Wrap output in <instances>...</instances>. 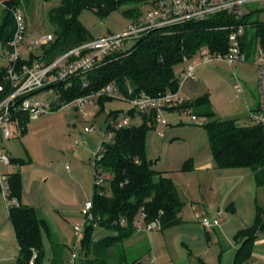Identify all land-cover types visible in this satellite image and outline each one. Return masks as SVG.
Here are the masks:
<instances>
[{
	"label": "trees",
	"instance_id": "16d2710c",
	"mask_svg": "<svg viewBox=\"0 0 264 264\" xmlns=\"http://www.w3.org/2000/svg\"><path fill=\"white\" fill-rule=\"evenodd\" d=\"M0 1L4 5L0 14V57L6 61V64L0 62V86H3L0 90L1 102L14 90L7 79V58L13 50L10 45L15 32L13 9L19 7L23 0ZM150 4V0H61L59 4L51 7L47 14L54 40L32 53L30 60L23 58L19 63L31 62L41 57L46 63H50L60 54L94 39L90 30L80 20V14L85 9L92 10L101 18L121 10L127 18L138 20L145 14L142 5L150 7ZM251 13L252 10H249L242 19L246 24L242 45L248 59L251 55H256L258 48L264 50V21L252 19ZM233 22L232 15L218 13L203 20L151 31L139 40L131 42L127 48L107 55L85 75L74 76L67 81L51 85L59 96L55 109H59L61 103L99 90L107 84H113L126 93L128 89H132L134 95L157 96L167 91H176L179 88L177 66L197 56L202 47H207L210 52L224 53L228 49L230 29L221 27L230 26ZM85 81L88 86L83 87ZM111 99L101 97L98 103L104 106L105 101ZM177 109H190L197 118L200 116L210 119L204 127L209 135L212 154L218 167H251L256 174L257 184H264V126L239 125L234 119L217 117L208 95L187 101ZM115 114L117 111L112 112V115ZM136 114L141 115L142 123L115 131L99 162L104 171L112 174L109 179L112 191L111 194H106L102 187L103 191L100 192L96 188L94 193L95 221L86 225L81 239L85 256H92L89 259L90 264H108L110 251L132 236L136 230L135 222L141 213H145L144 222L159 220L162 230L182 223L184 201L178 186L171 177L155 168V162L147 157V134L151 128L147 120L150 117L130 110L133 118ZM13 119L24 131L30 117L26 113L16 112ZM11 163L22 166L26 161L11 158ZM191 168L192 161H189L184 169ZM9 183L11 195L19 200L22 192L21 172L10 173ZM9 212L20 247V264H28L34 251L38 253L35 264H43L44 236H51L49 222L39 215L34 206L28 204L19 203L11 207ZM122 219L126 221L125 225L121 224ZM96 226L116 234L106 235L95 241L93 232ZM260 230H264L261 212L253 227L243 229L235 236V241L240 246L233 264L250 262L253 244ZM119 255L123 260L120 264L125 263L123 249L119 250ZM57 260L54 256L51 264H58Z\"/></svg>",
	"mask_w": 264,
	"mask_h": 264
},
{
	"label": "rangeland",
	"instance_id": "374dc122",
	"mask_svg": "<svg viewBox=\"0 0 264 264\" xmlns=\"http://www.w3.org/2000/svg\"><path fill=\"white\" fill-rule=\"evenodd\" d=\"M60 2L61 0L50 2L23 0L19 7L22 8L28 21L26 37L28 34L37 38L53 32L47 14L51 7ZM148 8L149 6L142 5L144 13ZM245 10H252V19L264 21V6L260 3H251L245 7ZM80 20L90 30L94 38L102 37L107 33H120L132 21L124 16L121 10L113 12L106 18H101L89 9L81 12ZM130 45L131 42L124 48ZM253 55L247 62L234 65L222 59L201 63L199 56L186 60L177 66L178 71L189 63H199L194 71L196 78L185 80L179 91L180 97L190 101L208 95L217 117L234 119L239 125L249 124L251 120L247 114L250 109H255L260 101L259 70L254 62L256 55ZM0 62L6 64L5 59L1 57ZM242 65H245L244 68ZM237 83L241 84L244 91L239 97H237L235 89ZM35 96L39 100L59 102L56 91L43 89ZM131 108L130 102L112 98L105 101L104 106L99 103L87 104L84 111L74 107L53 110L40 117L30 119L26 123L24 131L18 123H12V136L1 141L2 149L10 158L26 161L22 166L14 163L2 164V170L9 174L18 170L21 172V195L23 190H26L31 204L36 206L49 221L55 218L60 222L61 229L69 243L75 238V226L84 221L81 211L85 202L93 200L97 188L95 187V149L100 142V133L107 129L113 118L112 112L123 113ZM192 115H194L192 110L184 112L178 109L165 110L162 112V116L168 121V127L162 130L159 127H151L148 131L147 157L155 162V168L169 172L168 174L177 181L184 207L181 212V224L164 230H142L145 237L138 242L139 244L133 250L136 252V257L137 255L142 256L141 264H152L149 261L155 257L152 249L150 252L149 235L155 237L153 245L158 251L160 259L163 257L167 262V259L173 258V261L168 262L169 264L213 262V258H217L216 255L221 244L224 246V251H227L224 252L225 258L229 254V250L235 253L236 242L233 238L227 240L222 236L220 240L212 236L215 234L208 233L202 223L200 226L202 233L198 227L192 231L190 239L183 232V229L193 226L188 218L191 210L188 194L197 195L196 187L199 188L197 179L199 173L195 172L194 174L190 170H185L184 166L189 164V161H192L194 165L193 158H199L197 150L202 144L211 148L209 135L204 127L210 119L199 116L198 120L194 121ZM134 122L142 123V118L138 115ZM93 125L97 127V133H86L85 128ZM82 134L87 135L82 137ZM108 175L112 176L109 172ZM190 175L193 178H190ZM188 183H191L192 186L189 187ZM102 187H104V193L111 194L109 180H105ZM245 198L246 194L244 193L242 199L245 200ZM223 211L225 212L222 220L224 224L227 212L225 209ZM187 220L190 221L186 222ZM52 224L54 225V223ZM54 229L58 230L56 225H54ZM164 231L166 232L164 233ZM209 235L212 236V239ZM122 248L117 244L115 248H112V253L115 254ZM54 249L62 254L65 248L60 246L58 249ZM116 254L118 255V252ZM128 257L132 261V255L129 254ZM110 261H112V257H110L109 263ZM67 264L70 263L67 262Z\"/></svg>",
	"mask_w": 264,
	"mask_h": 264
},
{
	"label": "built area",
	"instance_id": "2783aa9c",
	"mask_svg": "<svg viewBox=\"0 0 264 264\" xmlns=\"http://www.w3.org/2000/svg\"><path fill=\"white\" fill-rule=\"evenodd\" d=\"M151 4L145 14L138 20L129 22L127 28L120 33H107L102 37L94 38L72 49L60 54L50 63H46L41 58H35L31 62L19 63L20 59L30 60V55L36 53L40 48L49 45L54 40L53 32L26 42L27 20L22 8L13 9L15 18V32L10 41L12 51L7 58V79L14 89L3 101L0 102V190L9 200V207L19 205L16 197L11 195L9 173L4 172L1 165H10L11 158L2 149L1 141L12 136L11 124L17 123L13 119L16 112L28 114L30 119L40 117L42 114L56 110L55 103L36 98V93L40 90L48 89L56 91L51 85L63 82L74 76L85 75L94 69L105 57L119 49L127 46L128 42H135L151 31L167 28L174 25L184 24L189 21L203 20L214 14L227 13L232 15L234 22L230 26L221 28L230 29L228 36V49L223 52H210L207 47H202L197 56L201 57V63H207L214 59H222L231 65L241 64L248 61L246 52L243 50L242 37L245 33L246 24L242 22L243 16L249 12L245 7L251 3H260L264 6V0H150ZM195 56V57H197ZM259 70V92L260 101L255 109L249 110V117L253 124L264 126V50L260 47L257 50L255 60ZM199 62L189 63L179 73V88L176 91H167L157 96L134 95L132 89L123 92L113 84H107L99 90H94L82 94L68 102L61 103V108H78L85 110V106L90 103H98L101 97L119 98L130 102L132 108L123 113L112 115L109 125L105 131H101L100 142L95 149L96 165V187L102 190L105 180H109L108 172L104 171L99 162L103 158L107 143L110 142L115 131L129 127L133 124L135 117L130 115V110H135L141 114L149 115L147 124L151 127H159L161 130L168 127V121L162 116L165 110L177 109L187 102L180 97L179 91L185 80L196 78L195 67ZM88 86V82H83V87ZM50 87V88H47ZM3 86H0V90ZM237 97L243 94L240 83L235 85ZM190 109L182 110L187 111ZM89 116L88 113H86ZM194 121L198 120L196 115H192ZM98 129L95 125L86 127L85 132L95 134ZM163 135V133H161ZM93 200H87L82 208L81 214L84 221L74 228L75 243L70 257V264H75L78 257V246L84 235L85 227L88 223L95 221L93 213ZM145 213H141L140 219L135 222L137 231L155 230L161 228L159 220L144 222ZM223 211H218L215 216H206L201 223L207 230H213L221 226ZM126 221L121 220L125 225ZM264 224V215L262 216ZM37 251L33 252L28 264H35Z\"/></svg>",
	"mask_w": 264,
	"mask_h": 264
},
{
	"label": "crops",
	"instance_id": "0c3cea01",
	"mask_svg": "<svg viewBox=\"0 0 264 264\" xmlns=\"http://www.w3.org/2000/svg\"><path fill=\"white\" fill-rule=\"evenodd\" d=\"M0 5L2 7L0 9L1 14L4 7L1 1ZM26 38L28 39L27 42L35 39L34 36L28 34ZM242 66L241 67L244 68L245 65ZM181 70L182 69L179 70V73ZM138 115L141 117L140 114ZM138 115L135 117V119L138 117ZM247 116L249 118V113ZM249 124L253 123L250 122ZM86 135L87 134H82V137H86ZM197 151L199 158H193L194 165L192 164L190 172H194V174L195 172L199 173V177L197 178L199 180V188L196 187V192L198 193L197 195L191 193L188 194V199L191 202V210L189 211L190 214L188 218L193 223V226L183 229V232L186 233L185 236L190 239V237H192V231H195L198 227L201 229V219L203 217L209 215L210 217H213L218 211H223V209H225L227 212L225 223H221V226L216 227L213 230H208V233L215 234L212 236L220 240L222 236H224L227 240L231 238L235 240V236L239 231L251 228L257 223L259 212L262 213V216L264 215V184H257L256 174L251 167L220 168L213 157L211 148L205 147L202 144V146L199 147ZM162 172L171 177L178 186L177 181L168 174L169 172ZM190 178L193 177L190 175ZM187 185L189 187L192 186L191 183H188ZM244 193L246 194L245 200L242 199ZM27 195L28 193L26 190H23V194L18 200L19 203L34 206L31 204L30 197ZM8 203L9 200L7 197L2 192H0V264H20V247L13 223L10 219V207ZM34 207L37 209L39 215L49 222L51 228V236L49 237L47 234L44 236L45 257L43 259V264H51L54 256L57 257L58 264H67V262L69 263L76 238H74V240L69 243L61 229V223L55 220V218H52V220L49 221L36 206ZM224 215L225 212L223 211V216ZM190 220H187L186 222ZM197 221L198 223H195ZM52 223H54V225H56L58 228L57 231H55L54 225ZM113 232L114 231L106 230L101 226H96L93 232V240L97 241L106 235L116 234V232ZM165 232L166 231H164V233ZM153 236L154 235H149L148 239L150 240V252L152 249L153 253H155V257L151 258V261L149 262L152 264H157L159 261V264H169L168 262L170 260L173 261V258L167 259V262L163 257L160 259L159 253L153 245V241L155 240V237ZM212 236L209 235L211 239ZM144 237L145 235H143L142 230H135L132 236L126 239L125 242L119 244L121 247H123L122 249L126 257V261L123 264L134 263L137 260L138 261L136 264H141L142 256L137 255L136 257V252H133V250L135 249L136 245L139 244L138 242L144 239ZM60 246H62L63 249L65 248L62 254L58 253V250L55 251L54 249H58ZM239 246L240 245L236 242V245L234 246L235 253H232V250H229V254L225 258V253L227 251H224V246L221 244L219 252L216 255L217 260L213 258V262L207 261L205 264H233ZM77 250L78 257L75 264H90L91 262L89 259H91V257L85 256V251L83 250L82 244L78 246ZM112 252L113 251L111 250L110 255L112 257V261H110L109 264H113V262L114 264H120V262L123 260L119 257V251H116V253L118 252V255ZM129 254L132 255V261L128 257ZM208 256L210 257L211 254ZM115 257L117 259H114ZM248 264H264V230H260L258 232L256 240L253 244L252 258Z\"/></svg>",
	"mask_w": 264,
	"mask_h": 264
}]
</instances>
